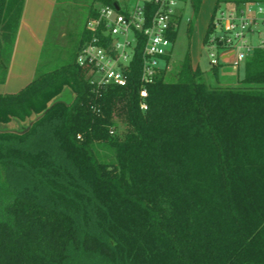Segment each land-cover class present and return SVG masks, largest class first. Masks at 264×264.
<instances>
[{"label": "trees", "instance_id": "trees-1", "mask_svg": "<svg viewBox=\"0 0 264 264\" xmlns=\"http://www.w3.org/2000/svg\"><path fill=\"white\" fill-rule=\"evenodd\" d=\"M249 1L264 2L217 0L205 46L222 5ZM24 2L0 0V83ZM191 3L194 15L202 0ZM69 6L31 82L0 93V264H264V48L233 86L209 84L188 54L176 78L157 71L143 110L139 59L127 86L84 76L98 8L80 24Z\"/></svg>", "mask_w": 264, "mask_h": 264}, {"label": "built area", "instance_id": "built-area-1", "mask_svg": "<svg viewBox=\"0 0 264 264\" xmlns=\"http://www.w3.org/2000/svg\"><path fill=\"white\" fill-rule=\"evenodd\" d=\"M180 1L113 0L100 6L97 16L86 23L89 37L77 56L88 81L97 87L127 86L139 59L141 108L147 110V86L154 82L159 69L169 68L165 56L172 51L173 41L168 33L179 19ZM214 28L205 46L210 63L238 68L255 49L264 48V2L220 8Z\"/></svg>", "mask_w": 264, "mask_h": 264}, {"label": "crops", "instance_id": "crops-1", "mask_svg": "<svg viewBox=\"0 0 264 264\" xmlns=\"http://www.w3.org/2000/svg\"><path fill=\"white\" fill-rule=\"evenodd\" d=\"M216 3L217 0H202L197 22V28L202 29L200 51L191 52L194 69L199 66L194 64L193 55L197 54L198 58L202 56L204 38ZM59 4L60 0H25L8 76L5 82L0 83V93L18 92L34 78L52 18ZM240 66L241 64L235 69H240Z\"/></svg>", "mask_w": 264, "mask_h": 264}, {"label": "rangeland", "instance_id": "rangeland-1", "mask_svg": "<svg viewBox=\"0 0 264 264\" xmlns=\"http://www.w3.org/2000/svg\"><path fill=\"white\" fill-rule=\"evenodd\" d=\"M63 1V0H62ZM78 5L74 6L71 0H68L69 3L61 2L59 10L63 8L66 4H69L68 9H70L71 16L74 19L75 23L82 24L87 15L89 13L90 5H95V7L99 8L104 5L100 1L95 0H77ZM234 3H225L223 4V8H230ZM73 6V7H72ZM75 7V8H74ZM179 14L178 18L180 19L178 34L173 42L172 47V56L173 60L170 61L168 74L171 78H176L177 73L180 70L181 64L185 60L186 56L189 54L191 57L192 51H200V36L202 33V29L197 28V22L199 20V11L193 15V8L191 0H181L178 6ZM201 8V7H200ZM67 12V11H66ZM214 12V11H213ZM192 21V29L191 33H188V25L189 21ZM75 28L79 31L80 26ZM68 26L64 24L60 26L59 33L57 35L58 39H64L67 34ZM57 39V38H56ZM203 53L200 58H198L197 54L193 55V62L196 66H199L200 71L203 73L204 80H206L209 84L213 85H221V86H233L240 83V81L245 76L244 65L241 64L240 69H235L230 64H220L216 70L212 67L213 65L210 63L209 51L205 47L202 49ZM192 59V58H191ZM173 61V62H172ZM192 61V60H191ZM14 125V123L12 124Z\"/></svg>", "mask_w": 264, "mask_h": 264}, {"label": "water", "instance_id": "water-1", "mask_svg": "<svg viewBox=\"0 0 264 264\" xmlns=\"http://www.w3.org/2000/svg\"><path fill=\"white\" fill-rule=\"evenodd\" d=\"M115 6L118 8V4L116 3Z\"/></svg>", "mask_w": 264, "mask_h": 264}]
</instances>
